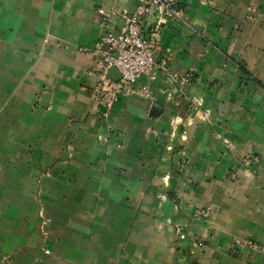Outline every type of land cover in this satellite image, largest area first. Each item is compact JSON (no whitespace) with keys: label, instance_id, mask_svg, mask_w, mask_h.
Here are the masks:
<instances>
[{"label":"crops","instance_id":"crops-1","mask_svg":"<svg viewBox=\"0 0 264 264\" xmlns=\"http://www.w3.org/2000/svg\"><path fill=\"white\" fill-rule=\"evenodd\" d=\"M135 5L0 0V264H264V0H182L107 111L98 8Z\"/></svg>","mask_w":264,"mask_h":264},{"label":"built area","instance_id":"built-area-1","mask_svg":"<svg viewBox=\"0 0 264 264\" xmlns=\"http://www.w3.org/2000/svg\"><path fill=\"white\" fill-rule=\"evenodd\" d=\"M182 0H136L133 8L115 10L100 6L98 12L101 17L102 34L95 47V53L100 59V76L92 91L98 105L109 111L122 95L137 93L147 98L152 95L148 83L140 80L150 75L156 62L157 42L155 37L162 24L181 22L184 19ZM151 13L158 17L157 23L151 31L147 29L146 18ZM119 21V23H117ZM119 25V26H118ZM115 65L120 73L119 80L107 76L111 66ZM193 74H171L169 79L181 86L187 85ZM141 84L137 87V84ZM256 158H249L248 164ZM209 214V211H198ZM197 212V213H198ZM181 229H178L180 232ZM239 245L259 248V245L244 237H238Z\"/></svg>","mask_w":264,"mask_h":264},{"label":"rangeland","instance_id":"rangeland-1","mask_svg":"<svg viewBox=\"0 0 264 264\" xmlns=\"http://www.w3.org/2000/svg\"><path fill=\"white\" fill-rule=\"evenodd\" d=\"M92 93H93V91H92ZM249 158H251V156H246V157L243 158L244 164H245V166H246L248 169H250V164L247 163V161H249ZM251 159H252V158H251ZM251 163H253V160H252ZM202 210H204V211H209V214H200V212H198V211H202ZM197 212H198V213H197ZM194 216H195V218H198V219H202V218H203V219L211 218V217H212V211H211L210 208H198V209H196V211H195V213H194ZM238 237H243V236H240V235H235V236H234V238H233V242L236 243V244H238V243L236 242V239H237ZM244 238H245V239H248V240H251V239L246 238V237H244ZM251 241H252V240H251ZM198 243H199L202 247H205V243H204L203 240H198Z\"/></svg>","mask_w":264,"mask_h":264},{"label":"water","instance_id":"water-1","mask_svg":"<svg viewBox=\"0 0 264 264\" xmlns=\"http://www.w3.org/2000/svg\"><path fill=\"white\" fill-rule=\"evenodd\" d=\"M107 76L113 80H119L122 77L119 69L115 65H113L109 68V70L107 72ZM49 97H50V93H48V92L43 93V95H42V104L43 105H48Z\"/></svg>","mask_w":264,"mask_h":264},{"label":"trees","instance_id":"trees-1","mask_svg":"<svg viewBox=\"0 0 264 264\" xmlns=\"http://www.w3.org/2000/svg\"><path fill=\"white\" fill-rule=\"evenodd\" d=\"M260 84H262L263 86H264V83H261V82H259Z\"/></svg>","mask_w":264,"mask_h":264}]
</instances>
